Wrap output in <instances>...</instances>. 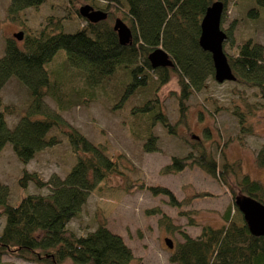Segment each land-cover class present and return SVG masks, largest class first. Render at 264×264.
<instances>
[{
  "label": "trees",
  "instance_id": "1",
  "mask_svg": "<svg viewBox=\"0 0 264 264\" xmlns=\"http://www.w3.org/2000/svg\"><path fill=\"white\" fill-rule=\"evenodd\" d=\"M45 1L10 0L8 14L14 17L18 11L37 8ZM103 1L100 6H91L106 11L107 18L118 13L131 29L130 42H118L107 18L89 22L77 10L72 18L69 17V22L78 24L73 31L64 30L63 18L48 16L38 31L23 30V47L13 36L5 40L0 56V90L14 77L28 91L30 102L26 112L9 127L6 114L14 113L16 108L4 103L0 96V151L8 143L19 161L26 163L37 152L58 143L56 135L50 133L56 127L70 145L75 160L63 177L53 173L44 179L36 171L22 169L17 179L21 194L14 204L8 203V186L0 181V216L3 217L0 256L8 254L49 264H133L132 251L123 237L111 231L104 221L85 234L76 235L67 229V223L79 213L90 191L106 177L124 172L121 153L110 150L106 144L91 142L68 125L59 111L79 101L87 103L95 96L94 87H105L107 83L112 84L110 91L116 97L114 107L125 103L133 94L148 95L131 108L137 125L132 124L131 129L134 135L144 136L146 151H154L157 148L153 127L160 124L174 133L177 123L187 125L186 101L214 78L211 55L200 47L198 38L201 18L216 0ZM221 1L224 12L229 0ZM234 1L240 3L241 0ZM244 1L246 6L251 5L249 16L257 17L264 9V0ZM90 2L94 4V0ZM222 18L223 13L221 28ZM82 21L84 24L79 25ZM223 30L225 41L233 44L232 26ZM235 46L234 54L225 52L235 75L234 82L245 89H253L252 95L262 98L264 106V45L251 37H243ZM158 47L167 52L172 66L153 68L150 65L148 54ZM61 49L65 56L55 58ZM53 61L54 67L51 66ZM172 74L179 87L175 94L179 111L176 124L170 123L157 96ZM47 96L55 101L57 110L46 112L44 98ZM241 101L245 105L234 104L231 112L236 116L240 133L245 134L251 132L246 115L256 110L258 102ZM33 113H42L43 117H33ZM192 139L197 148L184 156L172 157L163 171L199 167L226 187L232 203L223 212L220 225L204 224L194 237L177 229L162 215L160 225L170 232L178 231L182 237L171 251L169 261L178 264H264V237L249 232L234 202L236 196L247 195L264 205V183L242 173L237 162L223 155L220 159L215 157L196 135L192 134ZM256 157L258 165L264 166V145ZM29 182L38 188L46 187L47 193L23 194ZM147 189L153 194L167 196L172 206L180 207V202L167 187L147 186Z\"/></svg>",
  "mask_w": 264,
  "mask_h": 264
},
{
  "label": "rangeland",
  "instance_id": "2",
  "mask_svg": "<svg viewBox=\"0 0 264 264\" xmlns=\"http://www.w3.org/2000/svg\"><path fill=\"white\" fill-rule=\"evenodd\" d=\"M46 0L39 7L25 8L16 16H9L10 0H0V56L3 53L5 40L18 31H38L45 23L46 17L63 18L65 31H73L77 23L69 22L72 13L84 4L100 6L103 0ZM93 6V7H94ZM251 5L245 1L235 3L229 0L226 5L222 28L232 26V43L225 41L223 49L234 54L236 44L243 37H251L264 45V9L257 17L247 13ZM107 18L112 25L115 18ZM235 18H238L234 21ZM84 24L80 22L79 25ZM23 47L22 39L16 40ZM65 51L59 50L55 58L64 57ZM54 58V59H55ZM56 63L51 62L54 67ZM114 79V78H113ZM117 79V78H116ZM115 80V79H114ZM113 80V81H114ZM114 83H117V81ZM113 83V84H114ZM111 83L105 87H94V98L87 103L76 102L59 111L61 118L74 127L91 142L103 143L114 151L121 153L123 174H112L90 191L79 213L67 223V229L76 235L94 230L100 221L113 232L121 235L133 254V264H178L169 261L171 251L176 243L182 240L178 231H169L160 225V218L165 215L176 228L194 237L201 226L222 223V214L231 205L232 199L226 189L214 177L196 166L185 167L178 172H164L163 168L172 157L184 156L195 150L192 134L217 158L225 156L237 162L241 172L264 183V166L257 162V152L264 145V106L262 98L253 96V89H245L234 81L218 83L213 79L207 81L205 88L192 94L187 103L186 123H177L179 111L176 99L178 84L175 74L157 92L162 109L171 124H176V131L169 133L162 125L157 124L152 132L156 136V150L146 151L143 148L144 136L134 135L131 129L135 126V117L130 113L133 106L139 105L148 95L136 93L125 103L114 107L116 97L111 93ZM4 103L16 108L14 113L6 114V121L11 127L22 113H25L30 97L26 88L14 77L9 78L0 90ZM242 99L258 102L256 110L246 123L251 132L240 133L236 116L232 114L234 104H241ZM46 112L57 110V105L50 97L44 98ZM33 117H43L42 113H33ZM137 126V125H136ZM140 133V131H138ZM56 135L58 143L37 152L32 159L22 163L14 154L10 144H5L0 151V181L8 186V203L14 204L21 191L17 179L22 169L36 171L47 179L56 173L63 177L75 158L64 135L56 127L50 132ZM147 186H165L174 195L180 207L172 206L167 196L153 194ZM46 187L38 188L29 182L25 193H47ZM207 192L208 196L200 193ZM189 215V216H187ZM191 216V217H190ZM192 220H189L190 218ZM3 217L0 216V229ZM165 238L173 242L168 248ZM11 264H49L23 260L8 254L0 256V263ZM64 264H71L65 262Z\"/></svg>",
  "mask_w": 264,
  "mask_h": 264
},
{
  "label": "water",
  "instance_id": "3",
  "mask_svg": "<svg viewBox=\"0 0 264 264\" xmlns=\"http://www.w3.org/2000/svg\"><path fill=\"white\" fill-rule=\"evenodd\" d=\"M78 13L89 22L101 21L108 16L106 11L95 9L89 4L80 6ZM222 13L223 3L221 0L212 2L206 8L200 21V34L198 38L200 47L211 55L214 69L213 77L218 83L235 80V75L223 49L226 33L221 28ZM112 28L116 32L120 44H126L131 41V29L121 18L117 17L114 19ZM12 36L16 40H21L23 32H15ZM148 60L153 68L160 66L170 67L173 65L167 52L161 47L152 50L148 54ZM234 202L246 221L249 232L253 235L264 237V205L247 195L236 196ZM165 243L168 248L171 249L173 247V242L170 239L165 238ZM0 264L11 263L3 262Z\"/></svg>",
  "mask_w": 264,
  "mask_h": 264
}]
</instances>
